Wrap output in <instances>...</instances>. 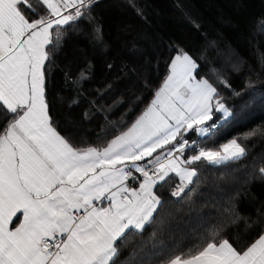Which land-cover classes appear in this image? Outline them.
<instances>
[{"label":"snow or ice","instance_id":"6c2138e0","mask_svg":"<svg viewBox=\"0 0 264 264\" xmlns=\"http://www.w3.org/2000/svg\"><path fill=\"white\" fill-rule=\"evenodd\" d=\"M99 2L39 0L47 9L42 14L32 0H0V111L11 116L0 130V264H152L147 252L139 254L143 245L120 257L127 237L142 235L164 204L157 190L175 176L170 195L183 199L195 191L190 186L201 162L227 166L248 154L237 138L218 148L203 143L233 118L219 91L230 85L219 74L216 84L197 78V61L179 48L150 103L106 146L79 147L61 133L47 101L48 68L63 48L66 26L76 31L83 20L99 34L92 14ZM127 3L145 19L135 0ZM131 51L140 49L133 44ZM191 133L200 139L190 141ZM258 171L264 177V166ZM162 264H264V232L239 249L214 230Z\"/></svg>","mask_w":264,"mask_h":264},{"label":"trees","instance_id":"16d2710c","mask_svg":"<svg viewBox=\"0 0 264 264\" xmlns=\"http://www.w3.org/2000/svg\"><path fill=\"white\" fill-rule=\"evenodd\" d=\"M135 2L145 19L127 0H100L92 13L99 34L83 20L76 31L66 26L63 48L48 68L46 92L52 118L77 146H106L150 103L168 73L170 57L176 54L172 49L187 51L199 65L198 77L216 84L219 74L230 85L220 86L219 91L233 118L203 143L218 148L237 138L248 154L227 166L201 162L190 186L195 191L186 192L183 199L170 195L177 181L173 176L157 190L164 204L153 223L142 235L127 237L120 260L143 245L139 254L147 252L152 264H162L179 248L206 242L214 230L242 249L264 232V177L258 171L264 166V0ZM32 3L46 14L39 0ZM133 44L139 52L131 51ZM87 70L89 78L80 80V73ZM73 100L79 103L72 104ZM85 112L92 118L85 119ZM10 119L0 111V130ZM218 119L219 114L213 122ZM254 131L257 135L244 139ZM187 138L200 139L195 133ZM191 154L187 152L185 158Z\"/></svg>","mask_w":264,"mask_h":264},{"label":"crops","instance_id":"0c3cea01","mask_svg":"<svg viewBox=\"0 0 264 264\" xmlns=\"http://www.w3.org/2000/svg\"><path fill=\"white\" fill-rule=\"evenodd\" d=\"M177 180H178V178H177ZM132 186L138 187L139 185H138V183H133ZM104 206H107V202H105V205ZM18 223H19V220L16 221V224H18ZM12 226L14 227L15 225H12Z\"/></svg>","mask_w":264,"mask_h":264},{"label":"built area","instance_id":"2783aa9c","mask_svg":"<svg viewBox=\"0 0 264 264\" xmlns=\"http://www.w3.org/2000/svg\"><path fill=\"white\" fill-rule=\"evenodd\" d=\"M137 175H139V174H137ZM177 183H179V180H177V181L175 182V184L173 185V188L175 187V185H176ZM173 188H172V189H173Z\"/></svg>","mask_w":264,"mask_h":264},{"label":"rangeland","instance_id":"374dc122","mask_svg":"<svg viewBox=\"0 0 264 264\" xmlns=\"http://www.w3.org/2000/svg\"><path fill=\"white\" fill-rule=\"evenodd\" d=\"M197 78H200V77L197 76Z\"/></svg>","mask_w":264,"mask_h":264}]
</instances>
